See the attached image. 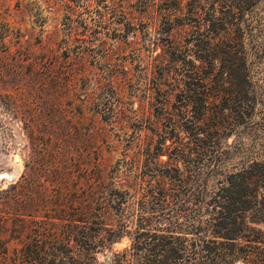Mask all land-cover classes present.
Here are the masks:
<instances>
[{"label":"rangeland","instance_id":"374dc122","mask_svg":"<svg viewBox=\"0 0 264 264\" xmlns=\"http://www.w3.org/2000/svg\"><path fill=\"white\" fill-rule=\"evenodd\" d=\"M223 4L0 0V264H264V222L235 245L207 223L264 153L191 74Z\"/></svg>","mask_w":264,"mask_h":264},{"label":"trees","instance_id":"16d2710c","mask_svg":"<svg viewBox=\"0 0 264 264\" xmlns=\"http://www.w3.org/2000/svg\"><path fill=\"white\" fill-rule=\"evenodd\" d=\"M223 2L221 13L213 5L212 13L205 17V46L199 49L202 53L195 54L191 74L200 79L202 86L216 88L209 94L222 92L223 108L215 119V128L255 123L257 136L264 142V0ZM217 38L221 40L219 44ZM238 94L247 101L242 98L241 103H235L232 98ZM255 116L258 119H253ZM214 202L216 210L211 214L212 221L207 222L214 236L223 237L232 245L238 238L254 236L258 228L253 223L264 222V153L229 172ZM209 246L202 245L201 249L209 252ZM170 249L172 256L182 257L181 248ZM213 253L216 254L215 249ZM193 259L194 264H218L216 258L207 263L197 256Z\"/></svg>","mask_w":264,"mask_h":264}]
</instances>
